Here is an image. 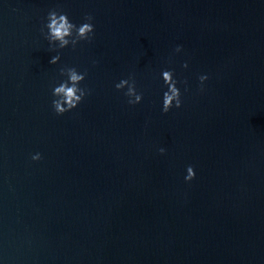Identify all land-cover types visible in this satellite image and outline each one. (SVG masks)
<instances>
[{
    "label": "water",
    "instance_id": "water-1",
    "mask_svg": "<svg viewBox=\"0 0 264 264\" xmlns=\"http://www.w3.org/2000/svg\"><path fill=\"white\" fill-rule=\"evenodd\" d=\"M53 8L95 23L58 65ZM61 65L91 94L57 116ZM166 67L189 90L163 114ZM129 75L135 107L114 88ZM0 261L264 264V0H0Z\"/></svg>",
    "mask_w": 264,
    "mask_h": 264
},
{
    "label": "clouds",
    "instance_id": "clouds-1",
    "mask_svg": "<svg viewBox=\"0 0 264 264\" xmlns=\"http://www.w3.org/2000/svg\"><path fill=\"white\" fill-rule=\"evenodd\" d=\"M41 34L47 41L48 51L55 53L51 55L48 63L58 65L61 61V52L71 48L75 50L82 43H90L95 38L94 17L85 14L79 22L74 21L68 12L58 8L50 9L44 17ZM176 54L182 52V46L177 45L174 49ZM96 61H93L95 64ZM182 68L189 67L188 62L184 61ZM87 70H81L75 65H61L58 70V78L50 85V107L57 116L77 109L84 101L85 97L91 94V89L84 85ZM207 73L197 76L198 88L204 90L208 80ZM161 81V95L159 97L160 112L167 114L174 109L182 107V91L187 92L188 82L177 77L174 68H162L159 73ZM114 88L122 92L128 106L135 107L143 102V92L138 90L136 80L132 75L122 77L114 83ZM158 151L163 154L165 149L160 147ZM32 161L41 160V153L31 154ZM196 177V171L192 165H187L185 169L184 181L191 182ZM0 264H3L0 261Z\"/></svg>",
    "mask_w": 264,
    "mask_h": 264
}]
</instances>
